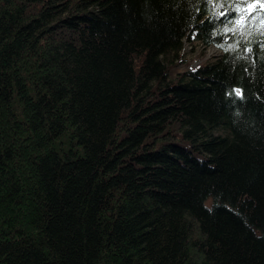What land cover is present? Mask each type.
I'll return each instance as SVG.
<instances>
[{
    "label": "trees",
    "instance_id": "trees-1",
    "mask_svg": "<svg viewBox=\"0 0 264 264\" xmlns=\"http://www.w3.org/2000/svg\"><path fill=\"white\" fill-rule=\"evenodd\" d=\"M0 264H264V0H0Z\"/></svg>",
    "mask_w": 264,
    "mask_h": 264
},
{
    "label": "rangeland",
    "instance_id": "rangeland-1",
    "mask_svg": "<svg viewBox=\"0 0 264 264\" xmlns=\"http://www.w3.org/2000/svg\"><path fill=\"white\" fill-rule=\"evenodd\" d=\"M219 52L213 47L204 49L200 42L185 41L182 50L183 62L169 73V79L173 80L178 74L189 70H194L198 66L206 65L209 61H213Z\"/></svg>",
    "mask_w": 264,
    "mask_h": 264
},
{
    "label": "snow or ice",
    "instance_id": "snow-or-ice-1",
    "mask_svg": "<svg viewBox=\"0 0 264 264\" xmlns=\"http://www.w3.org/2000/svg\"><path fill=\"white\" fill-rule=\"evenodd\" d=\"M256 2H261V0H256ZM237 92H239V90H237Z\"/></svg>",
    "mask_w": 264,
    "mask_h": 264
}]
</instances>
